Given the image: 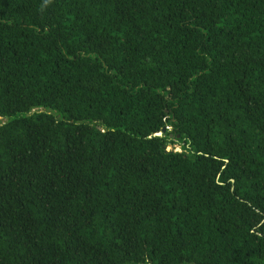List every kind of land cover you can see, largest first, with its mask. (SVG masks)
<instances>
[{"label":"trees","instance_id":"16d2710c","mask_svg":"<svg viewBox=\"0 0 264 264\" xmlns=\"http://www.w3.org/2000/svg\"><path fill=\"white\" fill-rule=\"evenodd\" d=\"M0 264H264V0H0Z\"/></svg>","mask_w":264,"mask_h":264},{"label":"rangeland","instance_id":"374dc122","mask_svg":"<svg viewBox=\"0 0 264 264\" xmlns=\"http://www.w3.org/2000/svg\"><path fill=\"white\" fill-rule=\"evenodd\" d=\"M173 149V150H178V147L176 146V145H173V146H171V145H168V146H166V149Z\"/></svg>","mask_w":264,"mask_h":264},{"label":"water","instance_id":"95a60500","mask_svg":"<svg viewBox=\"0 0 264 264\" xmlns=\"http://www.w3.org/2000/svg\"><path fill=\"white\" fill-rule=\"evenodd\" d=\"M164 129H165V127H161L160 131H161V132H163V131H164Z\"/></svg>","mask_w":264,"mask_h":264},{"label":"bare ground","instance_id":"6f19581e","mask_svg":"<svg viewBox=\"0 0 264 264\" xmlns=\"http://www.w3.org/2000/svg\"><path fill=\"white\" fill-rule=\"evenodd\" d=\"M180 150H181V149H180ZM180 150H179V151H180Z\"/></svg>","mask_w":264,"mask_h":264},{"label":"clouds","instance_id":"9594fccd","mask_svg":"<svg viewBox=\"0 0 264 264\" xmlns=\"http://www.w3.org/2000/svg\"><path fill=\"white\" fill-rule=\"evenodd\" d=\"M168 150V149H167Z\"/></svg>","mask_w":264,"mask_h":264}]
</instances>
